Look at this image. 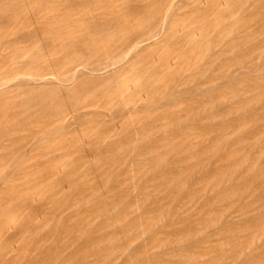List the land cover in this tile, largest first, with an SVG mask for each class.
<instances>
[{
	"label": "rangeland",
	"instance_id": "rangeland-1",
	"mask_svg": "<svg viewBox=\"0 0 264 264\" xmlns=\"http://www.w3.org/2000/svg\"><path fill=\"white\" fill-rule=\"evenodd\" d=\"M0 264H264V0H0Z\"/></svg>",
	"mask_w": 264,
	"mask_h": 264
},
{
	"label": "bare ground",
	"instance_id": "bare-ground-1",
	"mask_svg": "<svg viewBox=\"0 0 264 264\" xmlns=\"http://www.w3.org/2000/svg\"><path fill=\"white\" fill-rule=\"evenodd\" d=\"M169 8V7H168ZM112 66V65H111ZM75 78H77V77H75ZM88 106V105H87ZM120 110V109H119ZM74 117V116H73ZM87 134H89V133H87ZM213 158V157H212ZM61 166V165H60ZM62 166H63V164H62ZM56 170H57V168H55ZM156 263V262H155Z\"/></svg>",
	"mask_w": 264,
	"mask_h": 264
}]
</instances>
